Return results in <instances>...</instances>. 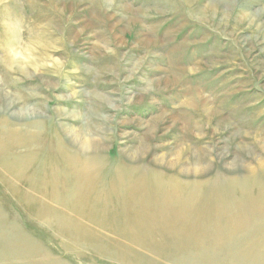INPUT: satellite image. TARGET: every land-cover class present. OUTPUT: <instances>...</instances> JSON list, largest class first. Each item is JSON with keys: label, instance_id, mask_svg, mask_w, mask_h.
<instances>
[{"label": "rangeland", "instance_id": "rangeland-1", "mask_svg": "<svg viewBox=\"0 0 264 264\" xmlns=\"http://www.w3.org/2000/svg\"><path fill=\"white\" fill-rule=\"evenodd\" d=\"M0 119L36 135L0 154V264H258L239 258L262 245L254 236L174 239L163 232L180 228V215L131 221L129 190L107 198L100 185L135 169L171 177L207 167L205 188L252 180L244 165L264 161V0H0ZM63 152L102 160L92 195L75 193ZM26 154L59 157L40 176L68 193L42 200L9 175Z\"/></svg>", "mask_w": 264, "mask_h": 264}, {"label": "bare ground", "instance_id": "bare-ground-1", "mask_svg": "<svg viewBox=\"0 0 264 264\" xmlns=\"http://www.w3.org/2000/svg\"><path fill=\"white\" fill-rule=\"evenodd\" d=\"M12 60L9 58L4 63H12ZM14 60L13 62L15 63ZM17 67L19 72H25L20 65ZM204 106L205 109L203 110H205V115L208 119L213 120L216 116H218L219 113L215 111V108V110L212 109L208 102H206ZM27 116V119L30 120L28 127L33 130L40 127V122L34 120L35 117L37 118V114L31 112L27 114ZM220 121L225 127L224 130H229L231 128L226 119H222ZM11 122L12 121L0 119V154L3 152L6 153L9 145H13L14 149H21L22 147L31 144L36 138L35 132L28 131V128L26 129L27 131H23L24 129L21 128L14 131L7 129V125H14ZM64 127L65 129L62 131V135L70 132L67 130L66 126ZM236 137L237 134L232 136V138ZM83 144L82 151L86 153L88 152L86 151V148L90 146V143L86 142ZM260 144L262 150L264 151V141L261 140ZM57 151H60V149ZM61 156L66 164V170L70 176L74 177L76 180L77 188L74 189L75 193L78 191V193L83 195L85 198L86 196L92 195L94 193V187L99 183L98 176L104 175L102 172L104 169V163L102 160L100 158L80 159L79 157L70 155L66 152H63ZM21 157L22 161H16L11 169V173L9 172L8 174L18 178V181L22 185L27 186V184H34L33 188H35V190H41V192L44 193L42 200L44 198L47 199V196L50 193L54 199H59L62 197V194L68 193L63 191L61 187L57 186V184L53 185L54 188H45V182L48 180L47 175L44 174L43 176H40L42 172L45 173V170L50 171L55 169L58 165L59 157L54 159L52 158L51 160L49 158L42 160L41 157L35 156L34 154H26ZM256 164L258 167L257 170H253L249 168L250 166L247 167L245 165V168H243V170L247 172V176H250L252 180L245 182L241 181V178L229 179L228 184L230 187H227V183H225L223 184L224 187H221V189L216 187L213 183L207 188L201 185L205 183L204 181H206L202 180V178L206 177L205 175L209 172L207 167L198 168V170L194 172H191L189 169H183L178 173V175L176 174L171 177L163 175H148L145 171L142 172L137 169L134 170V173H131L130 171L124 172L118 170L115 172V175L112 176L113 181L111 183L108 185H100V187L103 188V190L105 188L104 194L107 192V198H109L113 192L120 189L129 190V193H127L128 197L125 201L130 206V210L127 213L128 215L131 214V221L139 223L141 221L148 220L150 222L152 219L149 218V215L152 210H158L159 218L162 220L165 215L171 214L168 210L175 212L176 215H180L183 218V221L179 224L180 228L176 227L163 232L166 236L174 239L180 240L183 238L194 239L205 237L215 242H233L239 240L240 238L248 240L251 236H254L255 241H259L262 245L258 247H249L244 253L242 252L240 255L239 253L237 254L239 255V258L243 260L248 261L249 259H253L258 264H263L264 253H260L261 251L259 252L258 249L260 247L264 248V161H257ZM33 171H35V175L32 174ZM30 174H32V176H29ZM36 175L37 177H35ZM182 176L194 180L193 182L185 183L180 179ZM236 189L241 190L242 201H245L248 204L247 209L242 208L241 201L235 200ZM59 192L62 193L59 194ZM222 195L225 196L223 199ZM230 198L233 199V202L230 201ZM228 199L234 205H225L223 203V201ZM137 200H143L144 203L142 201L140 204ZM57 201L60 202V200ZM77 201L78 197L77 199L74 197L67 203L75 204L78 203ZM157 205L160 210L156 207ZM163 207H166V209ZM155 225L157 226L156 223L154 226ZM253 225H258V228H253ZM211 226H213V230L207 229ZM171 230L174 231L169 232Z\"/></svg>", "mask_w": 264, "mask_h": 264}]
</instances>
